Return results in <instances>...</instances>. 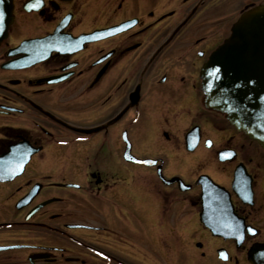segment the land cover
I'll list each match as a JSON object with an SVG mask.
<instances>
[{
  "label": "flooded vegetation",
  "instance_id": "1",
  "mask_svg": "<svg viewBox=\"0 0 264 264\" xmlns=\"http://www.w3.org/2000/svg\"><path fill=\"white\" fill-rule=\"evenodd\" d=\"M264 0H0V264H264V149L202 71Z\"/></svg>",
  "mask_w": 264,
  "mask_h": 264
},
{
  "label": "water",
  "instance_id": "2",
  "mask_svg": "<svg viewBox=\"0 0 264 264\" xmlns=\"http://www.w3.org/2000/svg\"><path fill=\"white\" fill-rule=\"evenodd\" d=\"M202 76L210 106L264 149V6L238 20Z\"/></svg>",
  "mask_w": 264,
  "mask_h": 264
}]
</instances>
